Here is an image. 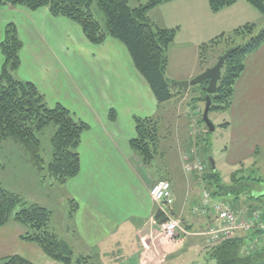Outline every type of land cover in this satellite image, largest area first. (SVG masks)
I'll use <instances>...</instances> for the list:
<instances>
[{
  "label": "crops",
  "instance_id": "1",
  "mask_svg": "<svg viewBox=\"0 0 264 264\" xmlns=\"http://www.w3.org/2000/svg\"><path fill=\"white\" fill-rule=\"evenodd\" d=\"M258 13L246 0H238L217 12L210 10L208 0H171L153 9L149 13L152 21L179 28L168 50L169 79L189 80L200 74L203 70L198 59L199 44L222 31L260 19ZM8 22L15 24L22 41L15 76L32 82L49 106L61 103L75 119L89 126L78 146L79 171L62 184V196L70 209L74 207L71 218H68L70 209L67 212L65 225L71 241L63 238L73 253L89 255L95 264H196L201 254L206 260L208 249L203 252V242L208 240L204 232L214 215L208 211L202 219L201 196L199 205L193 196L190 198L195 186L201 185V179L186 175L181 166L176 170L181 186L176 183L174 170L163 177L155 176L129 144L135 133V116L157 117L170 127L168 122L174 121L185 142L192 143L190 124L197 116L192 113L194 108L199 110L198 101L182 106L174 118L170 103L158 104L122 43L108 37L103 43L92 45L78 24L51 15L46 7L37 10L1 7L0 41ZM173 45L179 47V56L191 51L190 61L175 65ZM2 62L0 51V68ZM186 97L176 96L179 102ZM110 110L115 113L113 119L109 117ZM220 119L233 144L232 164L264 151V43L246 56L244 70L234 85L231 105ZM256 149L258 153L254 154ZM160 179L171 184L173 203L166 209L179 219L185 230L184 236L174 243L161 244L156 239L154 216L162 212L161 205L151 199L149 188ZM182 187L188 190L183 197V190L177 193V188ZM210 199L211 204L227 202L238 217L250 214L248 206H236L226 199ZM134 219L138 222L134 223ZM139 222H148L149 227ZM25 230L13 221L0 227V258L19 255L34 264H61L49 258L37 244L22 240L20 235ZM256 230L261 229L256 227L253 232ZM235 234L249 241L257 239L255 243L262 240L242 230ZM144 238H149L152 244L150 260L143 256ZM186 243L184 253L180 252L179 247Z\"/></svg>",
  "mask_w": 264,
  "mask_h": 264
},
{
  "label": "trees",
  "instance_id": "2",
  "mask_svg": "<svg viewBox=\"0 0 264 264\" xmlns=\"http://www.w3.org/2000/svg\"><path fill=\"white\" fill-rule=\"evenodd\" d=\"M171 0H136L131 6L128 0H0V8L6 5L21 6L29 10L46 7L51 15L65 17L81 28L86 40L94 45L103 43L106 38H113L124 45L134 66L147 81L158 104L184 93L173 80L167 77L168 49L173 43L178 27H165L150 19L149 13L159 5ZM238 0H208L211 11L217 12L233 5ZM264 15V0H246ZM96 5L103 14V23L93 15ZM254 22H245L228 32L222 31L199 44V64L212 66L218 57L227 50L232 52L225 58L220 69V78L216 90L210 94L209 112H222L231 105L234 85L244 70L246 56L264 43V25L257 31ZM22 41L13 22H8L3 29L0 51L3 62L0 68V142L11 139L20 144L32 165L44 178H52L55 183L63 184L79 171L78 146L81 135L88 129V124L75 119L72 113L61 103L49 106L36 86L27 80H20L15 72L20 65L19 51ZM215 52V55H210ZM213 63L209 65L211 59ZM210 59V60H208ZM204 66V67H205ZM207 80L197 85V95L192 102L201 100L204 104L206 92L203 87ZM190 91V89L188 90ZM110 110V119L114 118ZM199 120H197L198 122ZM204 125L205 132L209 131ZM52 124L54 129L50 137L51 160L45 162L41 155L39 134ZM225 123L220 124L224 126ZM134 136L129 144L147 168L160 154V120L157 117H134ZM198 136L195 137L197 139ZM196 142V141H195ZM257 154V149L254 151ZM239 169L230 178L236 181ZM206 184L215 185L219 193L230 191V186L220 183V174L211 167L202 175ZM264 183V176L256 179ZM249 208L261 210L264 220V192L251 195ZM71 203H74L71 201ZM16 206L19 209L15 211ZM71 207L68 218L72 217ZM52 212L47 207L27 202L19 194L0 184V227L13 221L25 227L20 235L24 241L37 244L52 260L61 264H95L89 255L74 256L71 247L60 239L50 227ZM163 216L156 213L154 220L160 222ZM263 233L256 230L251 234L258 237ZM243 236H231L212 245L206 251V264H264V244H251ZM0 264H34L19 255L0 258Z\"/></svg>",
  "mask_w": 264,
  "mask_h": 264
},
{
  "label": "rangeland",
  "instance_id": "3",
  "mask_svg": "<svg viewBox=\"0 0 264 264\" xmlns=\"http://www.w3.org/2000/svg\"><path fill=\"white\" fill-rule=\"evenodd\" d=\"M128 1L131 6L137 5L136 0ZM92 10L94 17L100 23H103V14L99 11L95 4L93 5ZM258 14H260V19L250 21L256 24L255 32H257L264 25V15L260 12ZM151 17H154V13L151 14ZM186 34L187 33L182 34L181 37ZM205 35L206 34H204V36ZM208 39L209 38H207L206 40ZM179 51V47H175L173 45L172 57H174V61L176 60L175 65H183L184 63L189 62L192 58L190 57L192 52L184 51L183 55L179 56ZM215 54V52H213V54L210 53V55ZM213 61L214 59L212 58L209 65L213 63ZM200 66V70L206 69L205 64L203 66ZM167 76L169 78V74H167ZM198 88L199 86L197 84L191 86L190 91H188L187 93L188 95L186 99L181 100L180 102L178 101L179 98L176 97H173L170 100L164 102L170 103L168 106L172 107L171 110L174 113V118H177L176 112H178V110L182 108V106H185L188 103L192 102L191 97L195 95V90H197ZM185 96L186 95L180 96V98H183ZM178 102L180 105L177 106ZM197 103L201 110V113L195 117V121H199L191 130L192 133L195 132V136H198L197 139H195L194 136L192 143L185 142V136L181 135L179 131H177L174 121L168 122V124L171 125L170 127L166 125V122L161 120V138L158 149L159 151H161V153L157 154V157L154 158V162L150 165V170L155 176L158 177H163L174 170L176 183L181 186V183L178 179V172L176 171L177 168L179 169V166H181V164H179L180 155L187 148L190 149L193 147L196 150L197 156L200 157V159L204 163L206 167L205 170H207L208 167H212L211 164L213 162V164L216 166V170L220 174V183L226 184V186H230V191L219 193L220 190L218 187H216L215 185L213 186L210 184H206V182L200 175L199 178L201 179V185L195 186L194 192L190 193V198H192L193 196V201H195L199 205L198 198H200L203 188V190H206L210 194V198H215L217 200L226 199V201H230V203L236 206L249 207V196L259 194L260 191L264 192V183L256 181L257 178L264 176V151L259 152L255 156L252 155L250 157L243 158L239 162L232 164L230 157L233 149V144L230 140V134L219 125L220 122H222V119L220 118L223 111L209 112L208 117L211 123L214 125V130L205 132L204 125L202 122H200L204 104L201 100H198ZM197 110V108H194V111ZM184 111L186 114V110ZM187 111L190 112V110ZM53 129V125L50 124L38 136L40 139L41 155L46 163L51 160L52 147L50 137L53 133ZM238 169L239 171L237 173V178H239L236 179V181H231V174ZM41 178H43L42 174L36 169L35 166L32 165L31 161L28 158V154L20 144L15 143L11 139H6L0 142V184L6 189L19 194L27 202H36L50 209L52 212L51 227L55 229L56 235L60 239L68 237L66 239L69 240L71 238L66 234L65 225L68 224L67 212L69 211L70 206L61 194L62 184L55 183L53 179L49 177L44 178V180H41ZM182 190L183 193L181 192ZM186 192L188 193V190L185 187H182L181 189L177 188V193H182V197ZM18 209L19 206H16L15 211ZM133 221L134 223L138 222V220L136 219H134ZM143 223L147 226V228L149 227L148 222H141L140 224L142 225ZM259 237L262 238V240L259 241H262L264 244V234L260 235ZM256 242H258L257 239ZM151 246L152 244L150 241V248ZM211 246L212 244L208 241L203 242V252H205V249H208ZM185 247H187V243L179 247L180 252L184 253ZM75 253L76 252H74V256H77V254ZM196 260V264H206L205 255L201 254L196 258Z\"/></svg>",
  "mask_w": 264,
  "mask_h": 264
},
{
  "label": "built area",
  "instance_id": "4",
  "mask_svg": "<svg viewBox=\"0 0 264 264\" xmlns=\"http://www.w3.org/2000/svg\"><path fill=\"white\" fill-rule=\"evenodd\" d=\"M182 170L186 175H202L205 170L203 162L196 156L195 148L186 149L180 155ZM151 199L160 204L159 208L165 217L164 220L157 224L156 239L159 243L177 241L185 234V230L181 227L180 221L173 218L166 209L173 202L171 186L167 180H158L151 184L149 188ZM202 209L199 214L206 217L208 211L214 215L212 222L208 224L204 232L207 240L211 244H217L220 241L234 236L236 231L242 230L247 234H252L254 228H260L264 231V220H262L259 210L252 211L250 215L238 217L227 202H214L211 204L210 194L203 190L201 193ZM256 240V239H255ZM253 241V240H252ZM142 245L146 251L144 259L150 260V240L149 238L142 239ZM253 246V245H252ZM249 245L246 250H250Z\"/></svg>",
  "mask_w": 264,
  "mask_h": 264
},
{
  "label": "water",
  "instance_id": "5",
  "mask_svg": "<svg viewBox=\"0 0 264 264\" xmlns=\"http://www.w3.org/2000/svg\"><path fill=\"white\" fill-rule=\"evenodd\" d=\"M232 52V50H227L224 54L220 55L217 61L210 67H207L203 72L196 75L195 77L189 80H174L173 83L180 89L182 92H186L190 86L196 85L203 80H207L206 85L203 87V90L206 92L204 97V108L202 111V121L207 126L209 131L214 130V125L209 120V107L211 103L210 94L214 93L216 90V84L220 78V69L223 65L225 58ZM214 169V164H211Z\"/></svg>",
  "mask_w": 264,
  "mask_h": 264
}]
</instances>
